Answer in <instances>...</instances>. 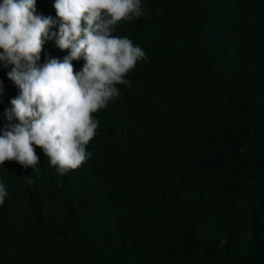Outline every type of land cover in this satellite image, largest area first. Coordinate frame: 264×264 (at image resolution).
<instances>
[{
    "label": "trees",
    "instance_id": "1",
    "mask_svg": "<svg viewBox=\"0 0 264 264\" xmlns=\"http://www.w3.org/2000/svg\"><path fill=\"white\" fill-rule=\"evenodd\" d=\"M142 6L113 35L147 59L92 114L91 157L60 174L36 146L35 169L0 165V264H264V0ZM66 54L50 41L39 63Z\"/></svg>",
    "mask_w": 264,
    "mask_h": 264
},
{
    "label": "clouds",
    "instance_id": "2",
    "mask_svg": "<svg viewBox=\"0 0 264 264\" xmlns=\"http://www.w3.org/2000/svg\"><path fill=\"white\" fill-rule=\"evenodd\" d=\"M53 7L55 18L37 13L36 0H0V68L18 88L3 113L0 165L16 161L35 169L39 146L49 165L65 174L92 155L86 146L99 123L92 114L114 101L117 85H130L127 74L147 59L130 38L113 35L118 22L144 9L142 0H53ZM50 41L67 54L41 64ZM78 60L84 63L74 71ZM4 93L0 80V98ZM7 195L0 180V204Z\"/></svg>",
    "mask_w": 264,
    "mask_h": 264
}]
</instances>
